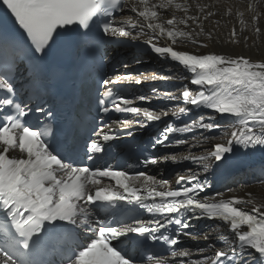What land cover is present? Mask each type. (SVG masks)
<instances>
[{
  "label": "snow or ice",
  "instance_id": "obj_1",
  "mask_svg": "<svg viewBox=\"0 0 264 264\" xmlns=\"http://www.w3.org/2000/svg\"><path fill=\"white\" fill-rule=\"evenodd\" d=\"M261 5L264 0H251L244 10L236 8L241 27L231 28V43H240L247 28L261 35ZM212 7L199 0H0V264H264V200L251 192L234 195L230 187L209 195V177L242 153L264 152V59L188 48V43L208 48L214 39V30L204 28L216 15ZM223 14L233 15V7ZM122 38L142 41L157 58L187 70L188 76L179 77L187 81L179 96L157 89L152 96L129 95L128 85L173 77L134 72L126 63L113 67L95 81V107L103 115L94 118L87 136L74 121L54 126L52 109L32 106L41 99L37 92L24 98L27 90L18 77L46 90V61L62 39L99 52ZM153 96L184 106H138ZM197 110L212 115L192 118ZM112 113L136 119L114 120ZM216 116L231 123L222 125ZM153 123L161 127L149 142L151 150L189 151L145 155L138 163L147 168L190 161L201 171L177 173L173 187L146 170L94 163L97 154L111 149L116 129ZM224 128L229 138L215 140L211 134ZM82 139L86 159L77 158ZM137 208L152 219L134 215ZM199 221L210 222L207 230L191 231ZM182 237L203 239L205 246L195 253L180 248ZM147 241L167 246L169 255H140Z\"/></svg>",
  "mask_w": 264,
  "mask_h": 264
},
{
  "label": "bare ground",
  "instance_id": "obj_2",
  "mask_svg": "<svg viewBox=\"0 0 264 264\" xmlns=\"http://www.w3.org/2000/svg\"><path fill=\"white\" fill-rule=\"evenodd\" d=\"M191 2H196V0H191ZM199 2L213 5L212 10L216 12V15L214 17H211L210 20L204 22L205 31L214 30V39L209 42L208 48L192 45L191 43L187 44L188 48H191L194 51L201 53L215 51L218 53H225L231 55L243 54L246 56H250L254 60L264 59V17H262L259 24L261 28V35L259 37H256L253 34L251 28H247L245 29L244 33L239 37L240 43H231L229 41V33L231 28L235 26L237 31L239 32L241 27L239 24V17L235 15L236 8L239 7L241 10H244L246 5L249 2H251V0H199ZM228 6L233 7V15L231 16H226L223 14L225 8ZM259 10L261 12H264V5H261ZM192 14H197V10L195 8L192 10ZM244 18L245 20L249 19L247 12L245 13ZM215 21H219V24L217 25L216 23H214ZM244 35L249 36L247 42H245L243 39ZM201 39H203V37H201ZM155 70L157 71L158 74L162 73V75L164 76H169V75L171 76L173 75L172 73L175 71L174 77L173 76L172 77L178 79H180L179 77H184L189 75V73L185 69L182 70L168 65L163 67H157L155 68ZM181 87L182 86L179 85L174 86V88H181ZM182 89L183 88H181L176 92L178 96ZM166 90H168V92H171V89H166ZM223 134L224 135L228 134V131L221 132V135ZM211 135L215 140L220 139V137H218L217 135L216 136L213 134ZM228 138L229 137L227 136V139ZM205 147H210V146H205ZM203 150L204 149H192V151L196 152V154H199ZM188 151L189 149L186 148L185 152H183L182 154H187ZM192 168L197 171L201 170L199 165L196 164ZM262 168L264 169V165L262 166ZM261 186L262 185L257 183L252 186H250L249 184L247 185V183H244L243 185L236 188L234 193L232 194L237 196H245L246 193L251 192L253 196L257 198L258 201H261L264 200V187ZM204 246H205V242H204ZM191 251L195 253L196 249H191Z\"/></svg>",
  "mask_w": 264,
  "mask_h": 264
},
{
  "label": "rangeland",
  "instance_id": "obj_3",
  "mask_svg": "<svg viewBox=\"0 0 264 264\" xmlns=\"http://www.w3.org/2000/svg\"><path fill=\"white\" fill-rule=\"evenodd\" d=\"M226 135H227V134H226ZM226 135H225V136H223V135H222V137H223V138H225V137H226ZM261 187H264V186L262 185Z\"/></svg>",
  "mask_w": 264,
  "mask_h": 264
}]
</instances>
